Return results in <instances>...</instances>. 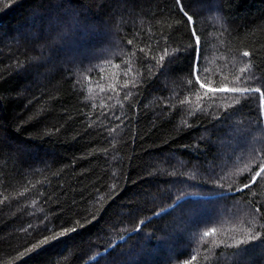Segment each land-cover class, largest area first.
<instances>
[{"label":"trees","instance_id":"obj_1","mask_svg":"<svg viewBox=\"0 0 264 264\" xmlns=\"http://www.w3.org/2000/svg\"><path fill=\"white\" fill-rule=\"evenodd\" d=\"M256 87L264 0H0V264H264Z\"/></svg>","mask_w":264,"mask_h":264},{"label":"snow or ice","instance_id":"obj_2","mask_svg":"<svg viewBox=\"0 0 264 264\" xmlns=\"http://www.w3.org/2000/svg\"><path fill=\"white\" fill-rule=\"evenodd\" d=\"M181 2L182 0H176V3L178 6H181ZM182 14L186 17V19L188 21L192 20V16L188 15L187 11H183L182 10ZM194 39L196 41H199V37H194ZM129 43H131V41H129ZM242 55L244 57H249L251 55V53L245 51L242 53ZM164 57H161V60H163ZM241 72L246 71V69H241ZM197 80H199V77H196ZM201 87H206L205 85L201 84ZM210 91H227V92H231V93H239V94H248V93H252L255 92L257 94H259L261 97H264V92L261 91V89L259 87L256 88H230V89H211ZM254 158L257 159V170L250 174L248 176V180L249 182L244 183L243 188L242 189H238L237 191H243L244 189H249L253 184H257L258 181L260 180H264V154H260V153H255L254 154ZM182 197H180L179 199H181ZM254 212L259 214L260 209L256 208L254 209ZM157 215H159V213H157ZM141 225H143L145 223V221H141L140 222ZM83 225H78V227H82ZM48 230V229H46ZM78 228L74 227V228H65L63 231H57L55 233V235L52 236H48L45 237L44 239L40 240L38 244L33 245L32 248H29L28 254L31 255L33 252L35 253H39L40 251H42L45 247L53 244V243H57L59 242L62 238H64L66 235L77 231ZM139 230V229H137ZM213 232L215 231V229L212 230ZM211 233H205V235H210ZM259 233H257L256 235L253 236H249L248 241H241V244H246L249 243L251 241H254L256 239L259 238ZM236 247H239V245H236ZM24 256V253H21V257ZM196 257L193 256L192 260H195ZM189 264H191V261H189Z\"/></svg>","mask_w":264,"mask_h":264},{"label":"rangeland","instance_id":"obj_3","mask_svg":"<svg viewBox=\"0 0 264 264\" xmlns=\"http://www.w3.org/2000/svg\"><path fill=\"white\" fill-rule=\"evenodd\" d=\"M75 30V28H73V31ZM85 38H87V37H85ZM82 46H85V42H84V44L82 45ZM83 52V51H82ZM204 60L206 61V63H207V59H206V57H204ZM213 65H217V64H213ZM218 66H219V64H218ZM217 67V66H216ZM215 67V68H216ZM214 68V69H215ZM214 69H212V68H204L203 66H202V72H203V75L205 76V74H210V73H212V71H215V72H213V73H218L220 70H214ZM230 104V103H229ZM232 104V103H231ZM234 130L235 129H239V128H237V127H234L233 128ZM220 146H222V144L221 143H218ZM247 145V144H246ZM251 147H254V146H256V145H254V144H249ZM254 145V146H253ZM227 147L230 149L229 150V153H231L232 155H231V157L232 158H234V161H233V165L234 166H237L238 164H239V160L244 156V155H246V152H247V147L245 146V145H241L240 143H233V144H230V143H228V145H227ZM243 149V150H242ZM249 150V149H248ZM245 151V152H244ZM234 153V154H233ZM228 166H230V164H228ZM197 206H201V205H197ZM164 243H167V242H164Z\"/></svg>","mask_w":264,"mask_h":264}]
</instances>
